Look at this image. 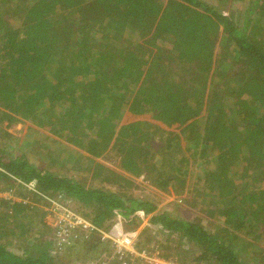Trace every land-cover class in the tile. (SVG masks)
Wrapping results in <instances>:
<instances>
[{"label":"trees","instance_id":"obj_1","mask_svg":"<svg viewBox=\"0 0 264 264\" xmlns=\"http://www.w3.org/2000/svg\"><path fill=\"white\" fill-rule=\"evenodd\" d=\"M219 38L232 42L254 75L233 85L228 101L216 107ZM17 117L26 121V130L37 132V143L49 138L48 131L92 158L117 152L124 173L72 151L60 165L73 172L55 174L18 155L12 146L17 139L0 129V189L15 188L4 173L35 184L47 196L62 195L92 211V218L82 214L105 231L149 219L150 227L163 231L162 253L183 264H264L261 242L242 241L254 252L252 263L225 242L229 236L237 238L231 229L247 225L250 232L238 231L249 238L259 235L264 242V0H0V122ZM231 117L239 118L241 127ZM198 119L205 120L203 134L197 130ZM180 129H189L192 143L197 142L191 160L184 148L178 149L182 142L174 131ZM159 133L163 141L157 148L165 143L169 155L162 165L152 164L157 154L153 138ZM67 161H74L71 168ZM190 166L203 188L188 189L194 185L185 182ZM142 173L162 190L182 193L187 185V193L196 197L209 190L206 214L217 209L226 218L224 226L211 232L197 220L159 212L155 202L134 198L127 191L133 180L126 175ZM163 173L180 179L179 188L169 178L163 181ZM88 177L117 188L88 186ZM217 187L222 192L215 195ZM24 199V207L0 200V264H52L46 249L31 252L25 247L33 231L37 237L52 231L34 208L46 203L33 191ZM8 237L19 244L12 245ZM185 241L193 250H183ZM180 245L182 251L177 250ZM188 252L199 255L185 259Z\"/></svg>","mask_w":264,"mask_h":264},{"label":"rangeland","instance_id":"obj_2","mask_svg":"<svg viewBox=\"0 0 264 264\" xmlns=\"http://www.w3.org/2000/svg\"><path fill=\"white\" fill-rule=\"evenodd\" d=\"M249 0H246L248 3ZM63 27H67L64 23L62 24ZM132 35L135 36L134 31L132 30ZM128 34H131L128 30ZM98 37L95 36V41H98L101 43L102 37H100V34H96ZM225 38V37H224ZM102 43H108L106 39L102 41ZM226 43V40L224 39V42L219 41L215 45V60H218L219 66H217V73L218 76H215V86H216V92L219 93L217 95V99H215V106H219V103L227 102L229 99V94L232 93V87L233 85L242 83L243 80L248 81L250 78L253 77L254 73L252 72L251 68L247 66L244 62L243 57L241 54L233 49L232 42ZM223 47H226L228 51H231L228 55L227 50L225 51ZM226 56H230V58H225ZM238 57L239 59H237ZM97 68H91V70H96ZM222 94H225L223 99H221ZM228 106V105H227ZM230 107V106H229ZM228 107V108H229ZM14 116V115H13ZM16 116V115H15ZM229 116V115H227ZM232 116V115H231ZM231 122L236 123L238 127L240 126L241 120L239 118H233L231 117ZM30 126L33 128L35 127L32 122H29ZM197 124L199 125L198 131H200L201 134L204 133L205 130V120H197ZM196 124V125H197ZM242 124V123H241ZM26 121L23 119H20L17 117L16 121L9 122V120L5 119L2 122H0V129L5 130L7 133L14 136L17 140L16 142L12 144L14 148L16 149L18 155L22 154L25 155L28 160H30L32 163H34L35 166L41 167V168H48L50 171L54 172L55 174L59 175H69L70 171L67 172L63 168L62 165H60V161H65V157H67L68 154H72L74 152L79 153L81 156H85L86 158H91L95 162H99L103 164L106 167L112 168L118 172H123L121 169V159L117 152L108 151L105 152L100 158H92L90 155L87 154L84 150H81L79 148L71 147L67 145V141L63 137H58V135H52L48 131H45V135L49 138H43V141L37 143L36 140V133L34 129L32 130H26ZM119 126V127H118ZM116 129L120 128V124H118ZM0 132H2L0 130ZM167 133V131H166ZM160 134V133H159ZM174 134L178 137V140H180L179 143L182 142V144L178 147L179 150L184 148L183 153H185L186 157L189 158L191 151H196V145L197 142L192 143L194 141L193 139H190L189 129L186 131L175 130ZM157 138H153V153H157L156 157L154 158V161L152 164L159 163L163 164L168 162L169 155H167L165 150V143L162 148H157V145L163 141V137L157 134ZM223 143V142H222ZM23 144V145H22ZM172 145V144H169ZM167 145V146H169ZM67 146H69L71 149H68ZM177 149V150H178ZM159 150V151H158ZM57 151L59 154L58 157L53 156V152ZM74 154V153H73ZM165 154V155H164ZM172 154H175V151L172 152ZM179 154V153H178ZM227 158H231V153L227 154ZM78 154H76V159ZM83 157H81L80 162L83 163V165H87ZM84 158V159H86ZM190 159V158H189ZM191 160V159H190ZM69 164L65 165L67 168L70 165L74 164V161H67ZM192 164V161H191ZM94 166V165H93ZM222 168V167H221ZM242 166L238 167L236 169L240 171ZM159 172H164L163 168H158ZM75 172V171H74ZM124 173V172H123ZM167 174H170L169 172H165ZM178 173V169L176 170L175 174ZM75 177H78L77 174L74 175ZM129 178H131L132 185L129 186L128 190L130 195L134 196V198L142 199L146 198L149 201H153L158 205L159 212H168L170 214H173L175 216H180L182 218H187L189 220H197L200 222L205 228L210 230L211 232H219L221 230V227L224 226L226 218H224L222 214H220L217 209H215V213H212L210 216L206 214L207 210V202L210 200V191L203 190L201 197H196L194 193L189 191L187 193V190H192L193 188H203L204 182H201L199 180L198 171L194 169V166H190L189 173L187 174V181L189 184H193V186L188 187L185 185L184 191L180 193L177 189H170L171 187H168L166 190L159 189L158 187H155L152 180L146 173H142L139 177H134L132 175H126ZM169 177H165V174L163 173V177L161 179L163 181H167ZM93 178H87L85 183L86 185H95L98 188L105 189V190H116L117 186L108 185L105 183H102L101 181H93ZM169 180L173 181L172 185L175 184L178 187L181 185V183L176 179ZM248 183V181H247ZM237 184H242L240 181H237ZM159 185H163L162 183H159ZM199 185V187H198ZM249 185L251 186V182L249 180ZM249 186V188H250ZM252 187V186H251ZM240 188V187H239ZM15 190V188H13ZM175 190V191H174ZM220 188H215V195H218L220 191ZM16 192V190H15ZM217 193V194H216ZM50 200H43L46 204L43 206V204H37V206H34L35 209H38L37 211H40V213L44 214L43 220L51 224L52 231L50 233H46L44 231L42 234V237L38 235L36 236V232L33 231L26 240V249L33 252L35 251V248H38V250L42 251L46 249L50 256L53 258L52 264H90V263H96V264H118V257L115 256L117 251L114 248H111V245L109 242H106L103 239H100L99 236H93L88 232L80 233L77 231H74L69 235L70 237L69 241L70 243L68 245L58 244L56 243L55 239H57V232L58 230L55 229L56 224V218H55V207L59 208H67L71 213L80 216L81 218L87 220L90 222L87 217L85 218L82 213L85 211L88 215L93 216L92 211H87L86 209L80 208L76 204L75 201L65 197V196H57V197H50ZM67 201L69 203L67 204ZM27 202V201H26ZM203 202V203H202ZM230 203V198H229ZM28 205V202L26 203ZM67 205V206H66ZM220 208L222 206L218 204ZM33 208V204L32 207ZM34 210L31 209L30 212ZM36 211V210H34ZM43 211V212H42ZM58 220V219H57ZM149 219H145L143 222H140L138 220L137 225L135 227L126 228L122 225H117L115 227H109L106 232L108 235L115 236L119 238L120 240L130 243L129 244V250L132 251H160L163 252L166 242L165 237L163 236V231L156 230L154 227H150V221ZM113 221H116L114 219ZM117 222H120L118 220ZM47 223V224H48ZM110 224V223H109ZM49 225V224H48ZM94 225V224H93ZM244 229L245 231H249L248 225L245 227H242L240 229L233 228L231 231L237 235L236 239L231 238L230 236L225 239V242H227L230 247L235 250L236 253L239 254L240 258H246L252 263V256L254 255L253 250L246 249L248 244L242 243L244 240H249L253 243H257L258 250L259 248L264 247V242H262V238H259V235H256L257 237L249 238L246 237L245 233H240L238 230ZM224 237V236H223ZM21 239V237H19ZM38 238V239H37ZM52 243H46L47 240H52ZM109 238V237H108ZM240 239V241H239ZM5 240L11 241L12 245L19 244L20 241L16 239H12L10 237L6 238ZM167 241V240H166ZM178 238L172 240V246L170 243V249L174 247V245L177 244ZM257 241V242H255ZM184 242V240H183ZM137 247H135L134 245ZM42 244V245H41ZM92 245H95V247H92ZM190 246H193L192 244H189ZM36 246V247H35ZM188 246V244L183 243L182 248L184 250L185 247H187V250H193ZM194 247V246H193ZM177 248V247H176ZM175 248V249H176ZM177 250H181V245ZM197 250V249H196ZM182 251V250H181ZM186 251V250H185ZM198 251V250H197ZM14 252H17L18 254H22L21 251H18L17 249H14ZM119 252V251H118ZM175 252L173 249L169 253ZM165 253V252H163ZM177 253V251H176ZM182 254V253H181ZM118 255V254H117ZM199 253L197 252H188L183 254L182 256H185V259H192L194 257H198ZM119 256V255H118ZM259 257V256H257ZM127 259V258H126Z\"/></svg>","mask_w":264,"mask_h":264},{"label":"built area","instance_id":"obj_3","mask_svg":"<svg viewBox=\"0 0 264 264\" xmlns=\"http://www.w3.org/2000/svg\"><path fill=\"white\" fill-rule=\"evenodd\" d=\"M10 177L21 187L26 188L28 191H33L37 193L39 197H41L43 200L51 201L49 196L37 190L35 184L24 183L14 178L13 176ZM14 195L15 192L13 189H9L7 191L0 189V200H4L8 202L14 201L16 199ZM23 203L26 205L27 202L23 201ZM68 203L69 201H67V204ZM54 210L56 213L55 229L59 231L57 232L58 240L55 239V241L59 245L60 244L68 245L70 243L69 241L70 237L68 236L71 235L72 232L77 231L83 233L82 231H84L90 233L93 236H99L100 239L109 242L111 248H114L117 251L115 256L118 257V264H183L178 262L177 259L166 257L160 251L158 252L152 250L151 251L134 250L131 252V250H129L130 243L124 242L115 236H111L110 234L108 235V233L105 230L99 229L95 225H93L92 222H88L87 220L81 218L80 216L71 213L69 210H67V208L55 207ZM134 246L137 247L136 245ZM90 264H96V263H90ZM200 264H208V263L202 262Z\"/></svg>","mask_w":264,"mask_h":264},{"label":"crops","instance_id":"obj_4","mask_svg":"<svg viewBox=\"0 0 264 264\" xmlns=\"http://www.w3.org/2000/svg\"><path fill=\"white\" fill-rule=\"evenodd\" d=\"M107 153H108V151H107ZM2 172V171H1ZM2 173H4V172H2ZM5 175H8L9 176V178H11L10 176L11 175H9V174H6V173H4ZM15 178V177H14ZM15 182V181H14ZM22 182V181H21ZM25 183V182H24ZM14 187H15V190H16V192H15V190H14V192H15V197H16V199L14 200V201H10V202H8V201H6V202H8L7 204L8 205H11V206H13V205H20V206H22V207H24L25 206V204L23 203V201L25 200L24 199V196L28 193V190L26 189V188H23V187H21L20 185H18L16 182L14 183ZM16 187H18V188H16ZM19 189V190H18ZM1 190H4V191H7V190H9V189H1ZM17 192L19 193V194H21V196H18V194H17ZM43 222H44V224H46L47 226H49V227H51V224L50 223H48V221H44L43 220ZM49 225H48V224ZM52 228V227H51Z\"/></svg>","mask_w":264,"mask_h":264}]
</instances>
